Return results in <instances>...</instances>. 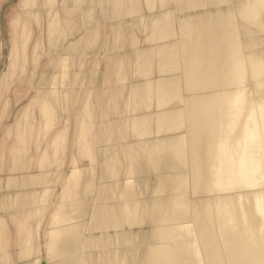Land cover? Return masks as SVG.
Here are the masks:
<instances>
[{"label":"bare ground","instance_id":"1","mask_svg":"<svg viewBox=\"0 0 264 264\" xmlns=\"http://www.w3.org/2000/svg\"><path fill=\"white\" fill-rule=\"evenodd\" d=\"M131 1H137L134 10L144 9L127 22L143 34L135 33L133 48L124 52L132 76L127 84L116 82L114 95L127 89L133 112L101 120L99 111L93 129L121 138L117 128L125 121L145 124L122 137V146L103 144L97 154L102 180L110 158L122 162L120 150L135 175L108 182L99 222L92 228L87 222L88 248L78 256L99 255L112 264H264V82L238 84L249 63L254 74L264 72V0ZM115 63L120 75L129 60ZM61 193L50 225L86 196L69 190V206L60 209ZM103 239L110 248L93 252ZM74 242L46 246L71 252ZM74 258L71 252L49 264Z\"/></svg>","mask_w":264,"mask_h":264},{"label":"rangeland","instance_id":"2","mask_svg":"<svg viewBox=\"0 0 264 264\" xmlns=\"http://www.w3.org/2000/svg\"><path fill=\"white\" fill-rule=\"evenodd\" d=\"M136 2L0 0V213H6L0 219V264L58 263L71 252L75 258L70 264H112L101 262L99 255L87 259L78 252L88 248H84L86 225L90 221L91 228L97 226L108 182L135 175L125 151L120 150L122 162L110 158L102 180L96 172L98 155L103 144L122 146L126 143L122 137L145 124L125 121L117 128L125 134L121 138L102 133L101 128L94 130L93 125L98 123L99 111L101 120L133 112L131 94L126 89V96L117 97L114 85L121 79L127 84L132 76V60L124 52L133 48L135 33L143 34L141 26L127 22L143 12L144 8L133 9ZM27 17L28 24L24 23ZM233 25L231 20L227 28ZM240 46L235 44L232 50ZM117 57L123 63L129 60L120 75L114 70ZM255 66L249 63L247 75L238 84L264 82V72L254 74ZM72 189L86 192L79 207L68 204L72 195L67 191ZM119 189L113 185L112 190ZM60 193V209L69 206L72 214L61 213L58 222L50 225L47 222ZM68 240L76 241L71 252L52 253L46 246L49 241L64 244ZM106 244L103 239L92 251L109 249Z\"/></svg>","mask_w":264,"mask_h":264}]
</instances>
